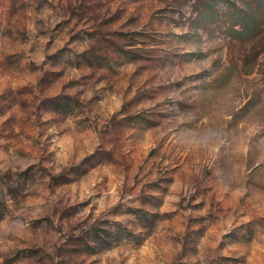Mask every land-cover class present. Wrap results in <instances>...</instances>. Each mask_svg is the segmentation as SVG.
I'll return each mask as SVG.
<instances>
[{
    "label": "rangeland",
    "instance_id": "374dc122",
    "mask_svg": "<svg viewBox=\"0 0 264 264\" xmlns=\"http://www.w3.org/2000/svg\"><path fill=\"white\" fill-rule=\"evenodd\" d=\"M0 264H264V0H0Z\"/></svg>",
    "mask_w": 264,
    "mask_h": 264
},
{
    "label": "trees",
    "instance_id": "16d2710c",
    "mask_svg": "<svg viewBox=\"0 0 264 264\" xmlns=\"http://www.w3.org/2000/svg\"><path fill=\"white\" fill-rule=\"evenodd\" d=\"M261 1V0H260ZM246 18L241 16L240 14H233L232 15V21H238V20H245ZM246 30L244 32H238L237 30H234L233 28L228 31V34L235 40L238 41H245L252 37L253 32L257 26V19L252 18L249 21H246Z\"/></svg>",
    "mask_w": 264,
    "mask_h": 264
},
{
    "label": "clouds",
    "instance_id": "9594fccd",
    "mask_svg": "<svg viewBox=\"0 0 264 264\" xmlns=\"http://www.w3.org/2000/svg\"><path fill=\"white\" fill-rule=\"evenodd\" d=\"M254 132V128L252 127H248L247 130L245 132H243L241 134V136H250L252 135ZM221 134L220 130H209L206 134H205V140L206 141H210L213 138L219 137V135Z\"/></svg>",
    "mask_w": 264,
    "mask_h": 264
}]
</instances>
